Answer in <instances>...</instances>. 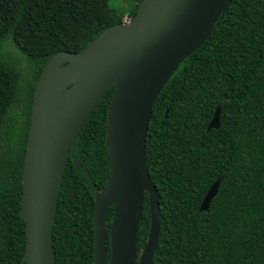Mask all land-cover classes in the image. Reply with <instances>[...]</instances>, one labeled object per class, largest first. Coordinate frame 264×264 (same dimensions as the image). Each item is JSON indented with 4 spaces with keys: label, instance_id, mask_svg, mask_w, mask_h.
Masks as SVG:
<instances>
[{
    "label": "trees",
    "instance_id": "obj_1",
    "mask_svg": "<svg viewBox=\"0 0 264 264\" xmlns=\"http://www.w3.org/2000/svg\"><path fill=\"white\" fill-rule=\"evenodd\" d=\"M110 0H0V264L25 254L23 165L36 82L51 56L78 53L136 15ZM13 47L23 58L14 56ZM110 87L80 130L59 190L52 231L55 264H94L93 208L110 164ZM219 126L206 130L216 107ZM145 162L159 202L151 264H264V0H231L202 46L185 58L152 108ZM219 180L206 211H199ZM113 207L106 214L111 227ZM150 228L144 192L136 249ZM107 260L109 245L107 242Z\"/></svg>",
    "mask_w": 264,
    "mask_h": 264
},
{
    "label": "water",
    "instance_id": "obj_2",
    "mask_svg": "<svg viewBox=\"0 0 264 264\" xmlns=\"http://www.w3.org/2000/svg\"><path fill=\"white\" fill-rule=\"evenodd\" d=\"M230 1L141 0L128 24L107 28L78 53L50 57L36 82L31 107L21 198L26 244L19 264H55L52 231L67 159L85 173L74 157L75 142L112 86L106 118L110 171L93 208L94 264H151L160 229L158 192L145 162L152 108L179 64L209 37ZM78 69L81 75L62 93L65 78ZM219 115L217 106L207 131L218 128ZM218 185L216 180L210 186L199 211L208 209ZM144 192L149 196L150 228L138 258Z\"/></svg>",
    "mask_w": 264,
    "mask_h": 264
},
{
    "label": "rangeland",
    "instance_id": "obj_3",
    "mask_svg": "<svg viewBox=\"0 0 264 264\" xmlns=\"http://www.w3.org/2000/svg\"><path fill=\"white\" fill-rule=\"evenodd\" d=\"M131 0H110V6L114 9H120L123 10L124 12H127L130 5H131ZM130 21V18L125 14L123 17V25L128 24ZM11 52L13 53L14 56H17L23 61V58L19 55V53L15 50V48L11 47L10 48ZM70 85V84H69ZM69 85H64L62 86V93L68 89ZM142 255V252H138V258ZM138 262V260H137Z\"/></svg>",
    "mask_w": 264,
    "mask_h": 264
},
{
    "label": "bare ground",
    "instance_id": "obj_4",
    "mask_svg": "<svg viewBox=\"0 0 264 264\" xmlns=\"http://www.w3.org/2000/svg\"><path fill=\"white\" fill-rule=\"evenodd\" d=\"M81 73H82V69H78L75 72L67 75V77L65 78L63 84H65V85L71 84L72 82H74L81 75Z\"/></svg>",
    "mask_w": 264,
    "mask_h": 264
}]
</instances>
